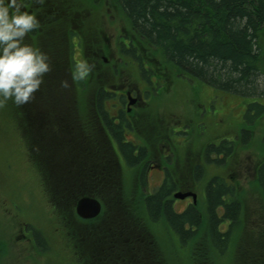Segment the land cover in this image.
<instances>
[{
	"label": "trees",
	"instance_id": "1",
	"mask_svg": "<svg viewBox=\"0 0 264 264\" xmlns=\"http://www.w3.org/2000/svg\"><path fill=\"white\" fill-rule=\"evenodd\" d=\"M26 2L35 8L42 27L30 33L26 41L34 46H40L41 50L45 48L47 53L49 52L48 55L57 52L56 55L62 57L58 61L62 60L61 65L65 66L66 39L69 38L73 42L74 36L81 35L82 28L73 21L75 14L69 9L70 4L75 3L76 0H46L43 5L39 4L38 0L35 2L26 0ZM92 2L100 3L99 0L84 1V3ZM112 2L119 7L122 20L127 23L126 28L131 36L128 40L133 38L135 40L130 44L129 49L123 48V50L132 54L134 58L136 52L146 53L147 56L141 58L142 65L145 58H150L154 54L160 65L168 68L175 76L186 74V77L199 84L220 87L230 93L252 96L260 91L259 76L264 70V0H112ZM98 31L96 36H102L104 28L99 27ZM119 43L124 45L122 40ZM49 73L45 74L43 84L46 90L61 88L64 92V97L47 96L49 103L47 109L51 107L50 103L55 101L60 103L62 108L61 123L65 125L61 126L63 137L58 133L57 139L61 141L65 139L64 137L71 136L70 134L74 135V131L83 121L84 130H82L87 132L90 143L89 149L78 145L79 149L74 151L73 143H69L62 151L60 147L55 146L45 152L49 156L60 152L65 157L67 163L59 164L65 172L64 178L54 175L52 166L56 164L50 163L49 159L44 160V164H38L41 180L44 177L41 166L48 169V177L43 179V188L47 190L46 194L49 198L52 201L54 199L53 202L48 201L54 203L53 212L57 215L53 214V217L58 219L57 223L61 222L63 217L71 221L79 220L74 208L70 210L72 205L59 189L61 185L65 186L66 182L75 181L74 176L68 178L71 175L76 177L81 175L84 180L81 187L75 184L79 188L77 194L71 196V202L74 203L85 190L86 194L95 196L103 202V209L98 217L81 219L82 223L91 227L89 230L83 228L87 231L76 236L80 264H182L184 262L186 264H264V215L258 218L250 216L241 188L232 184L228 178L213 175L205 182L204 205L201 207L197 203H190L186 210L179 211L173 202L176 191L193 190L203 176L205 167L200 164V157L204 153L206 162H214L219 166L231 157L241 142L247 143L251 132L246 125L236 138L222 140L216 138L208 144L198 145V162L191 163L190 167L185 161L186 153L176 156L184 166H188L186 176L182 178L180 175L175 176L173 172L178 169L169 166L167 172L165 169L166 175L162 184L153 192L145 194L141 188L146 184L145 177L150 160L153 158L155 160L162 153L160 147L162 143L170 144L173 139L170 141L164 139L158 147L152 136L145 135L140 137L142 143L139 147L132 142L122 143L121 155L134 169L133 178L140 180L138 185L140 188L131 189L130 183L123 184L122 164L117 156L112 155L110 139L106 138L107 141L100 135L96 136V133V138L89 135L90 131H93V122H96L93 119L95 113L91 105L93 91L100 102L98 103L100 115L105 117L104 122H109L101 103L106 94L100 88L108 80L99 76H89L84 81L73 82L71 75H67L64 71L57 77H54V74L49 77ZM64 79L69 81L68 88H62L60 85V81ZM72 84L77 87L76 94L72 91ZM70 91L71 98L69 94L66 100V92L68 94ZM79 93L80 103L77 104V109L73 106L70 113H67V103H73V98L76 103ZM73 94L75 96L72 97ZM263 110L264 103L257 101L249 103L245 119L252 121ZM53 111V109L49 110L45 116H48L47 121L51 128L55 129ZM253 111L257 114L253 115ZM64 126L68 131H65ZM15 128L26 136L27 126L24 123ZM110 128L112 133H115V138L122 142L121 127L112 125ZM43 134L40 133L41 136ZM186 137H188L187 133ZM174 146L176 147L175 144ZM84 149L92 154L87 164L82 159L86 156L82 154ZM134 149H137V156L133 154ZM176 149L179 150L178 147ZM75 152L77 153L74 154ZM90 163L92 164L87 166ZM163 164L167 168L166 157H163ZM183 164L178 166L182 168ZM81 172L83 174H80ZM255 179V188L261 190L264 195V162L259 163L256 168ZM116 221L117 228L124 230L120 231V236H114L107 229V224L112 226ZM30 223V229H35L39 233L36 237L37 248L45 247L44 236L33 221ZM161 225L175 243V248L169 249L170 255L162 252L158 246L159 241L155 231L156 227ZM66 226L71 231L75 228L73 222H69ZM45 237L47 238L46 235ZM14 238L13 241L16 240ZM228 256H230L229 263H225L224 260Z\"/></svg>",
	"mask_w": 264,
	"mask_h": 264
},
{
	"label": "rangeland",
	"instance_id": "2",
	"mask_svg": "<svg viewBox=\"0 0 264 264\" xmlns=\"http://www.w3.org/2000/svg\"><path fill=\"white\" fill-rule=\"evenodd\" d=\"M99 1L100 5H110L109 2L106 3L107 0ZM111 25L116 26L115 24ZM116 30L117 29L114 27L110 28L111 34ZM61 67L62 69H59L58 66L59 71L54 74V77L59 76L60 72L65 70L64 66L61 65ZM261 73L258 82L260 91L252 96L240 93H230L226 89L220 87L215 88L208 84H199L193 79L186 77L185 84L183 82H177L174 88V91H180L183 94L186 103H153L155 111L156 108H158V113L157 111L156 113L160 120L164 118L163 115L168 114L170 110L176 111L186 119V133L188 137H186V134L181 133L174 135L173 140L169 142L170 146L168 145L170 147V153L168 152L169 154L166 156V172L168 171L169 166L173 169H178L177 171H174L173 174L175 176L180 175L181 178L186 176L188 171L187 168L188 166L190 167L191 163L198 162L199 149L197 147L201 143L208 144L216 138L219 140L236 138L240 135V132L245 125L251 132L246 144L237 138L241 143L236 147V150L231 157L223 162L222 165L219 164V166H217L214 162H206L205 153L200 157V164L202 166L204 165L205 171L201 179L198 180L196 186L193 187V191L198 193L197 204L200 207L204 205L205 182L213 175H220L228 178L232 184L241 188L245 206L248 208L251 217L258 218L259 216L262 217L261 215H264V195L261 190L255 188L256 182L254 181L256 180V168L259 166V163L264 162V110L258 114L259 116H255L252 121L245 119L247 105L252 101H258L261 103L263 101L261 97L264 96V70ZM170 78L173 79L174 82L177 80L174 73ZM168 100L172 102L171 97ZM77 104L78 103H73L76 109ZM83 104L88 105L89 103ZM27 105L28 104L18 107L9 100L5 107L0 108V264H80L81 261L78 258L76 236H80V234L89 230L91 226L82 223L81 218L79 217V220L73 219L72 221L69 218L68 220L63 217L61 222L57 223V219L53 217L54 203H45L46 197L49 196L46 194L47 190L43 188V184L42 188H40L39 185L41 172L40 170L38 171V164H44V160L49 159V161H51L50 163L56 164L52 166L54 175L64 178L65 172L59 164L61 162L67 163L65 157L60 152L52 153L53 156H49V154L44 156V153L55 146L60 147V150L62 151L69 143L79 144L89 149V138L87 132L83 131L84 123H82L83 121L80 122L79 127L74 131V135L70 134L71 136L64 137L65 139L62 141H55L52 137L53 132L51 125L47 121L48 116H45L49 111L47 110L45 114L38 112L39 115L37 112H33L32 115L38 117V121L43 123L46 121V124L42 129V132L44 133L43 136H41L40 133H37L36 130L34 132V136L40 139V141L35 144H29L31 140L30 138L28 142V147L31 145L30 152L28 148L25 152L24 149H22L21 144H25L24 137L26 136L23 137L21 131L17 130L15 127H20L24 123L25 126L33 129L28 126V121L32 119V116L27 111ZM255 114H257L256 111H253V115ZM160 120L158 121V124H162ZM64 129L65 131H68L65 126ZM70 130H72L71 126ZM198 133L201 134L199 135ZM114 135L115 133L111 135V142L114 148L117 149L116 147H118V150H121L123 154L122 143L124 142H119ZM152 137L158 143H161L166 139L165 134L157 136L152 135ZM128 138L134 140L137 147L142 143L141 140H138V137L128 136ZM174 144L179 150L176 149ZM87 149H84L82 153L86 155L82 158L85 164L89 162V156L92 155ZM184 153H186L187 159L185 161L188 166H184L183 162L176 158L179 154L184 155ZM133 154L137 156V152H133ZM28 155L33 163H30ZM112 155L113 157L117 156L114 151L112 152ZM26 157L28 160H26ZM117 158L120 160L118 156ZM153 159L150 160L146 171V184L141 188L142 192L145 194H149L157 189L162 184L166 175L164 168L159 169L157 166H150L152 161L153 163L156 161V164L159 163L158 158H155V160ZM122 163H124V165L121 166V175L124 180L123 184L127 185L130 183L131 189L133 187H139L140 180H135L136 177L133 178L135 173L133 171L134 169L127 164L126 159L124 158H122ZM91 164L92 163L87 166H90ZM181 164H183L182 168L178 166ZM41 167L43 168L42 172L44 177L47 178L48 169L43 166ZM199 168L201 169V167ZM80 174L83 173L81 172ZM72 176L76 178L75 181L66 182L65 186L61 185L59 189L72 205L70 210L72 208L75 210L76 203L71 202V196L77 194L78 188L84 180L81 175L78 177L71 175L68 178ZM75 184H78L79 186L77 187ZM49 195L51 196L52 194L50 193ZM49 201L53 202L54 199L53 201L52 199H49ZM30 202L32 205H30ZM173 202L177 210L183 211L186 210V207L190 203H192V198H174ZM45 210L48 212H45ZM121 220L122 219H120V221ZM25 221L34 222L45 238L46 245L43 242L45 247L34 249L30 242L22 237L20 233L22 223L19 222ZM69 222L74 223L75 228H73V231L66 226ZM116 223L118 224L117 221L112 223V226L107 224V229L114 236H120V231L123 229H118L115 225ZM103 226H105V224H103ZM162 227V225L156 227L155 236L159 241L158 246L161 251L169 254V249L172 250V248H175V243L173 238L167 235L166 229ZM83 228L87 230H83ZM29 233L31 234V231L28 232V234ZM49 236L51 238H49ZM14 237H17L18 239L13 241L11 238ZM86 239L93 238L86 237ZM83 247L86 248L85 246ZM44 250L45 255L42 253ZM229 259L230 256L226 257L224 262L229 263ZM182 264H186V262Z\"/></svg>",
	"mask_w": 264,
	"mask_h": 264
},
{
	"label": "flooded vegetation",
	"instance_id": "3",
	"mask_svg": "<svg viewBox=\"0 0 264 264\" xmlns=\"http://www.w3.org/2000/svg\"><path fill=\"white\" fill-rule=\"evenodd\" d=\"M84 1L85 0H76L75 3H71L69 6L71 12H74L75 14L73 21H76V25L81 26L82 29L80 31L81 35L77 34L73 37V42H71L69 38L66 39L67 54L65 57L66 65L64 66V72H66L67 75H71L70 70L74 67L75 63L81 59H87L90 64H94L95 66L89 76H99L108 80V82L101 85L100 88L103 89L106 94L105 98L101 100V103L103 104L104 112L107 113L109 122H104L105 117L100 115V109L98 106V103L100 102L93 91L91 105L93 106L92 111L95 113L96 117L93 119H95L96 122H93V131H90L89 135L94 137L96 133V136L100 135V137H103L104 139L112 138L111 135L113 133L110 128L112 125L121 127L123 142H132L133 144H135V141L130 140L128 136L138 137V140H140V137L143 135L157 136L160 134H166V138L170 141L176 134H186V119L183 118L184 116L182 117V115L178 114L176 111L170 110L168 114L163 115L164 118L160 120L157 115L158 108L155 107L157 111L156 113L153 107V103H186L183 94L180 91H174L177 82L186 83V74H183L182 76L177 75V80L174 82V80L170 78L172 73H170L168 68L160 65L159 60L154 54L150 58H145L144 65H142L141 58L146 57V53H141L140 51L136 52V57L134 58L132 54L123 50V48L129 49L130 44L135 42V40L134 38L128 40L131 36L126 28L127 23L124 21L122 23V14L119 7L113 2L111 3L110 0H107L106 2H109V6L106 4H95L93 2L84 3ZM29 10L36 11L35 8L30 5ZM61 23L62 22H60V24ZM111 24H115L116 26ZM99 27L104 28V31L101 33L103 34L102 36H96V34L99 33ZM112 27L117 29L113 34H111L110 31V28ZM41 28L42 27H40V29ZM120 40L123 41L124 45L119 43ZM42 51L47 53L45 48ZM47 54H49V52ZM56 54L57 52L48 55L52 66V70L50 71L51 74L49 73L50 76L56 74L59 69H62V60L58 61L62 57L57 56ZM144 72L146 74H144ZM71 88L76 94L77 87L72 84ZM46 89V86L42 85L41 89L35 93L34 99L27 105V111L32 116V119L28 121V125L35 124L34 129L37 133H43L42 128L45 123L37 122L35 120L36 117L32 115L33 108L38 107L40 112H44L47 107L45 104H49L47 103V96L64 97V92L61 88L49 91ZM69 94L71 98V91L68 94L66 92V100L69 98ZM75 94H73L72 97L75 96ZM170 97L172 102L168 100ZM261 98L263 100L262 103H264V96ZM75 101L76 100L73 98V103ZM254 102L255 101H252L250 103ZM73 103H67L66 109H71L74 106ZM76 103H80L79 94ZM51 107L55 112L53 118L55 119L54 126L56 127L55 129L52 128V132L54 137L58 138L59 134H62L61 132L56 131L62 125V116L60 114L62 113V108L60 107V103H57L56 101L51 104ZM159 120L162 124H158ZM109 123L111 126H109ZM58 125L60 126L58 127ZM90 128H92V126ZM26 131L27 136L24 137L25 144H21V146L25 152L27 148L30 152L31 146L29 145L28 147L29 141L27 140L34 138L30 137L34 136V134L33 130L29 128H26ZM96 136L94 138H96ZM156 143V146L158 147L159 143L157 141ZM168 145L169 144L167 143L161 144L160 147L162 148V153L157 156L159 163L156 164V161L154 163L152 161L150 165L151 167L157 166L159 169L166 168L163 164V157H166L170 153V145ZM116 148L117 149L113 146L115 151L122 153L121 150H118V147ZM134 152L136 153L137 149H134ZM44 156H46L45 153ZM28 158L30 163H33L29 155ZM28 158L26 157V160H28ZM43 179H40L39 185L44 184ZM46 199L48 201L47 197ZM30 205H32L31 202ZM55 214L57 215L56 212L54 215ZM19 223H22V227H20L22 237L28 240L34 249H38L36 245V237L39 234L38 231L30 229V221ZM30 231L31 234H28ZM14 239L18 238L15 237ZM42 253L45 254L44 251H42Z\"/></svg>",
	"mask_w": 264,
	"mask_h": 264
},
{
	"label": "clouds",
	"instance_id": "4",
	"mask_svg": "<svg viewBox=\"0 0 264 264\" xmlns=\"http://www.w3.org/2000/svg\"><path fill=\"white\" fill-rule=\"evenodd\" d=\"M40 27L37 12L29 10L26 0H0V108L9 100L18 107L31 102L52 70L48 54L26 41ZM94 67L87 59L77 61L70 70L72 81L88 79ZM60 85L70 86L67 79Z\"/></svg>",
	"mask_w": 264,
	"mask_h": 264
},
{
	"label": "water",
	"instance_id": "5",
	"mask_svg": "<svg viewBox=\"0 0 264 264\" xmlns=\"http://www.w3.org/2000/svg\"><path fill=\"white\" fill-rule=\"evenodd\" d=\"M188 196H192L194 201L196 202L197 194L195 192L177 191L174 193V197L179 199H185ZM101 210V202L97 198L88 195H84L83 197H81L76 204L77 214L85 219L97 217L100 214Z\"/></svg>",
	"mask_w": 264,
	"mask_h": 264
}]
</instances>
